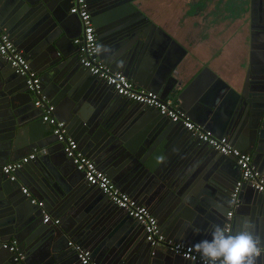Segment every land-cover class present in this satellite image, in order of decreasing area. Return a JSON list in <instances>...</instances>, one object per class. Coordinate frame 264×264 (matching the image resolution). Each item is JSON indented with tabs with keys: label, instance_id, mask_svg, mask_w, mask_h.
<instances>
[{
	"label": "water",
	"instance_id": "95a60500",
	"mask_svg": "<svg viewBox=\"0 0 264 264\" xmlns=\"http://www.w3.org/2000/svg\"><path fill=\"white\" fill-rule=\"evenodd\" d=\"M141 1L88 0L101 45L99 58L113 70L124 73L137 88L153 91L164 101L172 100L174 106L187 112L194 122L204 128L213 129L216 136L231 138L236 148L253 156L255 164L264 152V76L251 78L239 88L212 73L215 78L213 87L207 92L198 91L191 101L186 100L185 95L192 88V83L183 89V74L177 70L181 55L183 54V58L186 53L177 49L171 36L141 12ZM60 2L61 0H0V24L16 47L31 61L32 68L41 73L43 96L47 95L51 104L62 110V120L66 123L68 132L70 130L74 134L72 137L79 145L87 148L88 156L101 165L109 177L116 168L131 169L129 161L136 165L142 164L145 162L144 155L147 159L151 149L157 146L168 144L172 150L174 144L179 142V133H188L182 124L173 123L162 116L158 109L148 108L118 96L106 82L83 68L78 53L71 57L66 53L70 42L81 35L82 24L77 16L65 13ZM251 3L253 9H260L264 30V0H252ZM154 36L162 44H169L167 48L157 50L166 60V65H162L157 72H146V55L154 51L149 46L153 41L159 42L153 39ZM55 54L62 55L61 59L53 58ZM205 71L208 73V69H204ZM35 98L38 99L27 87V78L18 74L11 63L0 56V166L6 161L18 160L26 153L40 150L43 143L50 141L49 131L43 124V113L39 117L34 109ZM129 104L142 109V112L152 113L154 117L150 132L143 131L135 143H132L135 140H130L121 133L129 118ZM227 109V114H223ZM176 129L180 131L177 135ZM188 134L184 138L186 142H197ZM210 149L212 153L215 151ZM214 153L216 157L212 160L219 174H212L208 187L195 191V195L179 192V186L184 183V179L173 176L171 170L143 163V167L148 169L143 172L151 174L154 186L158 184L164 188L165 195L160 194L159 199L158 209L162 216L159 225L163 231L168 228L171 232L169 235L175 242L194 245L201 240L211 239V226L225 227L230 206L236 204L232 193L240 179L239 174L241 175L237 160L217 151ZM46 156H39L18 172L22 173L25 169L29 171L31 187L37 188L40 179L49 184V187L53 184V202L62 209L65 205L70 206L82 200L78 190L83 184L77 187L76 179L69 184L61 178V173L58 174L61 171L69 172L71 166L59 170L56 166L61 167L64 163ZM78 173L84 178L82 173ZM9 180L4 173L0 176V230L12 228L18 251L29 255L30 264H75L68 254L59 249L64 243L61 231L66 230L43 225L41 221L44 208L34 204L38 210H32L25 200L14 193L16 188ZM11 183L16 185L18 182L15 180ZM233 183L235 185L232 188ZM86 188L99 189L89 184ZM31 191L36 192L34 188ZM255 193L260 199L255 206L264 213V195L257 191ZM48 202L51 203L50 199ZM108 206L116 213V219L100 223L103 218H97V223H104L105 229L94 234L91 244L87 245L93 251V259L95 257L94 260L99 264H138V246L146 247L150 257H155L157 251L165 249H154L150 244V248L145 246L139 231L134 232L133 228L128 230L131 222L142 224L129 216L125 220L126 217L121 216L124 211L112 202ZM190 210L201 217L194 219L195 214ZM31 213L34 217L33 226L24 229L27 220L19 216ZM199 219L202 222L197 221ZM180 222L188 224L179 228L180 233L178 228H173V231L171 228ZM78 244L84 247L82 241L78 240ZM13 256L7 249L0 250V264H19L15 260L13 262ZM182 260L186 264H193Z\"/></svg>",
	"mask_w": 264,
	"mask_h": 264
},
{
	"label": "crops",
	"instance_id": "0c3cea01",
	"mask_svg": "<svg viewBox=\"0 0 264 264\" xmlns=\"http://www.w3.org/2000/svg\"><path fill=\"white\" fill-rule=\"evenodd\" d=\"M251 2L252 0H142L140 2L141 12L152 23L162 28V30L171 36L172 40L176 42L177 49L183 50L186 53L183 58V54L181 55L182 59L180 58V62L177 66V70L179 72L181 71L183 74L182 88L184 89L192 83V88L188 90L185 95L186 100H193L200 90H203L202 93L209 91L215 83L213 74H217L224 81L230 84H235L239 88L249 82L251 78L256 79L260 76H264L263 20L262 16L259 14L260 9L257 7L256 9H253ZM59 4H63L64 12L70 15L71 8L68 11L65 10V8L72 7L73 0H61ZM153 39L156 40L157 38L154 36ZM74 40L70 42L71 44L66 50V53L70 57L75 56L78 53ZM168 46L169 44L164 45L160 41L152 42L149 49L154 51L150 52V54L147 53L146 55V62L144 63L146 72L151 70L157 72L162 65H166V60L159 55L157 50H162V48H167ZM61 57L62 55L58 56V54H55L53 58L61 59ZM29 62L31 64L30 60ZM204 69H208V73L207 71L204 72ZM36 72L42 78L41 73L38 71ZM197 79H199V81H197ZM46 99L51 103V99L47 95ZM179 103L181 104V101H179ZM127 108L129 111V114L127 113L129 118L125 123L124 128L121 130V133L127 135L130 140H135L132 142L135 143L143 131L145 133L150 132V126L154 117H152V113L148 111L142 112V109L137 108L134 105L129 104L127 105ZM34 109L36 110L37 116L40 117L43 113L42 109L36 106H34ZM228 110L229 109L223 112V114H227ZM61 114L62 110L60 108L58 109V106H56L54 116L63 121ZM43 124L46 126L45 129L49 131L48 134H50V141L43 143L44 146H42L43 148L40 150L26 153L21 156L20 159L39 151V156L41 157L47 155L63 162L64 164H62L61 167L52 164L59 170H61V168H66L65 166H71L72 169L69 172L64 173L61 171L58 174L61 173V178H63L64 181H68L69 184H72L73 179H76L75 184L77 187L79 184H83L81 189L78 190L82 200H79L76 204H70V206L69 204L67 206L65 205L62 209L59 205L53 202V184H51V188L49 187V184L47 185L45 181H41L40 179V182L37 183V188L36 186H29V181L31 180L29 177H31V174L27 169L22 172L23 174L21 172L16 173V180L18 182L16 185L12 184L11 180H9V183L15 186L16 190L14 193L25 200L26 204L30 206L32 210H38V207L31 202L32 199L44 203V209H42L43 218L41 221L43 225L46 224L44 223L45 214L51 215L55 220H60L61 224L59 225L51 223H47V225L57 226L60 230L61 228L66 230L61 231L64 243L61 244V246L58 245L60 246L59 249L63 250L61 252L68 254V256L74 260L75 264H79L80 261L77 256H75V253L73 252L74 250L69 247V242L78 244V240L82 241L84 247L92 251L91 247L87 245L91 244V239L94 234L105 229V226L103 225L104 223L101 225L97 223V218H103L100 223L102 221H113L116 219V213L114 214V210L108 206L111 201L102 193V191L99 189L88 190L86 188L87 183L77 172L72 161L66 157L61 143L58 142L52 132L53 128L47 123ZM176 130L177 135L180 131H178V129ZM209 130L215 133L213 129ZM70 134L71 136L74 135L71 132ZM179 134L181 137H176L179 142L177 145L176 143L174 144L172 150H170L168 144L167 146H157L156 148L151 149L147 159L144 155L145 162L143 163L155 167L162 166L163 168L166 167L171 170L173 176L184 179V183L179 186V192L195 195V191L208 187L212 174H219L218 170L215 169L216 166L212 160V158L214 159V157H216V153H214L216 151L213 153L212 151L210 152L211 147L202 143H197L198 141L186 142L184 138H186V134H188L187 132L184 133V131H181ZM188 136L190 137L189 134ZM229 139L231 141V138ZM80 148L88 156L87 148H83L81 145ZM62 158L65 160H62ZM15 161H6L0 166V176L3 174L2 167ZM143 163L136 165L134 162L129 161L128 165L132 167L131 169H126L124 167L120 169L116 168L114 174L110 175V178L120 190L129 194L131 197L134 195L136 201L149 208L150 212L160 223V218L162 216L158 207L160 194L165 195V192H163L164 188L158 184L157 186H154L155 184L151 180V174L143 172L144 169L148 170L143 167ZM96 165L102 171L107 173L101 165L97 163ZM254 165L260 173L264 175V152L261 154L260 160L258 159ZM239 170L240 169H238V171ZM56 178L61 180L60 177ZM155 179L157 180V178ZM235 183L231 185L232 188ZM54 185H57V183L54 182ZM31 188H34L36 192L33 193ZM23 189H28L30 196L24 194ZM256 194L257 193L249 187H244L242 189L239 195L240 198H238L239 202L237 206L235 204L230 206L229 213L233 212V217L229 218V213L226 215L225 227L226 224H230L231 232L237 233L242 230L244 225L251 224L253 234L264 241V213L255 206L257 202H260V199L256 197ZM48 199H50L51 203L48 202ZM75 211H79L80 213ZM190 211L195 214L194 219L201 217L193 210ZM75 213H77V215H82V217L75 216ZM122 214L123 215L121 216L123 218L125 216V220H128V215L126 213ZM19 217H25L24 219L27 220L24 229L33 226V213L30 215L21 214ZM8 219H11V217ZM197 221L202 222L201 219ZM134 222H131L130 226L128 225V230L133 228V231H139L144 238V245L150 248L149 243L146 241L143 226L135 224ZM186 223L188 224V222H180L179 224H176L177 226H174L171 229L174 231L173 228H178V232L180 233L181 230L179 228H182ZM160 229L161 233L168 240L175 242L174 239L170 237L169 233L171 232L168 228L165 229V231H163L164 229L162 228ZM13 233L14 232H12V228L10 227L0 230V243L2 244H0L1 251L6 250L3 247L5 243L8 244L14 242ZM177 243L186 244L183 242ZM186 245L193 246V244ZM145 248L139 246L136 248V253L139 258L138 264H186L180 257L172 254L167 249L159 250L156 252L155 257H150L149 253H147L149 251ZM23 255L25 256V264H30L29 255ZM12 260L14 262V256ZM32 261L34 262L35 259ZM94 261L99 264L96 260ZM259 264H264L263 255L259 259Z\"/></svg>",
	"mask_w": 264,
	"mask_h": 264
},
{
	"label": "built area",
	"instance_id": "2783aa9c",
	"mask_svg": "<svg viewBox=\"0 0 264 264\" xmlns=\"http://www.w3.org/2000/svg\"><path fill=\"white\" fill-rule=\"evenodd\" d=\"M70 14L77 16L82 24V33L74 40V44L78 48L79 62L84 69L106 82L123 99L148 108L158 109L162 116L169 118L173 123L182 124L193 139L208 145L223 156L236 158L241 171L240 179L232 193V199L236 206L240 192L244 187H249L264 195V175L255 167L250 154L234 147L228 137H218L211 130L194 122L187 113L175 107L172 100L164 101L153 91L137 88L124 73L113 70L99 58L101 45L97 38L88 0H73ZM0 56L9 61L18 74L27 78L28 89L38 98L35 101V106L43 111V122L53 128L54 136L59 143L63 144L66 157L72 161L76 170L84 175L87 184L98 187L113 204L142 224L146 241L152 248L163 247L177 257L193 264H204L200 255L192 249L191 245L168 240L161 233L159 221L149 208L120 190L107 173L98 168L96 163L81 150L79 142L69 135L66 123L54 116L55 106L43 96L40 75L32 68L24 52L16 47L1 24ZM38 157L39 151H36L20 160L6 164L2 171L11 181H15L16 173L37 160ZM23 193L30 196L28 189H23ZM31 202L40 208L44 206L43 202L34 199ZM228 216L229 218L233 217V212H230ZM44 223L59 225L60 220H55L51 215L45 214ZM226 227L230 228V224H226ZM3 247L14 254L16 262L25 264V256L18 251L16 242L5 243ZM69 247L76 252L81 264H97L92 257L91 250L74 242H69ZM262 255L264 256V254Z\"/></svg>",
	"mask_w": 264,
	"mask_h": 264
},
{
	"label": "clouds",
	"instance_id": "9594fccd",
	"mask_svg": "<svg viewBox=\"0 0 264 264\" xmlns=\"http://www.w3.org/2000/svg\"><path fill=\"white\" fill-rule=\"evenodd\" d=\"M211 239H204L192 246L204 264H259L264 254V241L255 236L251 224L232 233L230 228L211 226Z\"/></svg>",
	"mask_w": 264,
	"mask_h": 264
}]
</instances>
